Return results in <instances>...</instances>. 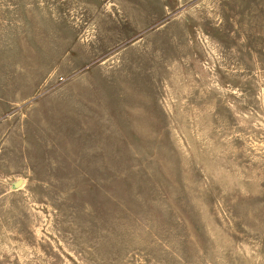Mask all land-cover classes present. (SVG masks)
I'll return each mask as SVG.
<instances>
[{"label":"rangeland","instance_id":"374dc122","mask_svg":"<svg viewBox=\"0 0 264 264\" xmlns=\"http://www.w3.org/2000/svg\"><path fill=\"white\" fill-rule=\"evenodd\" d=\"M0 264H264V0H0Z\"/></svg>","mask_w":264,"mask_h":264},{"label":"water","instance_id":"95a60500","mask_svg":"<svg viewBox=\"0 0 264 264\" xmlns=\"http://www.w3.org/2000/svg\"><path fill=\"white\" fill-rule=\"evenodd\" d=\"M21 183V180H17L16 182H15V185H19Z\"/></svg>","mask_w":264,"mask_h":264}]
</instances>
